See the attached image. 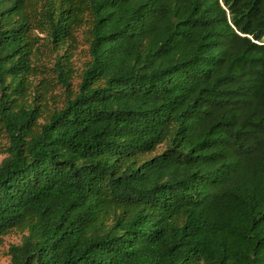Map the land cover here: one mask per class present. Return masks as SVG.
<instances>
[{"label":"trees","instance_id":"16d2710c","mask_svg":"<svg viewBox=\"0 0 264 264\" xmlns=\"http://www.w3.org/2000/svg\"><path fill=\"white\" fill-rule=\"evenodd\" d=\"M0 138L8 264H264V0H0Z\"/></svg>","mask_w":264,"mask_h":264},{"label":"rangeland","instance_id":"374dc122","mask_svg":"<svg viewBox=\"0 0 264 264\" xmlns=\"http://www.w3.org/2000/svg\"><path fill=\"white\" fill-rule=\"evenodd\" d=\"M84 47V45L81 43L79 44V47H77L76 52L74 53L73 56V61L75 66H79L81 63V60L83 59V51L79 50L82 49L81 47ZM2 138H0V148L2 147ZM2 154L0 153V157ZM19 239V233L16 231H10L3 235L2 243L0 244V264H8L9 263V258L8 255L5 253L6 247L9 242L12 241H18Z\"/></svg>","mask_w":264,"mask_h":264}]
</instances>
